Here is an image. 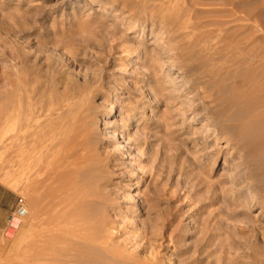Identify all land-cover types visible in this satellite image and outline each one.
Instances as JSON below:
<instances>
[{"label":"rangeland","instance_id":"374dc122","mask_svg":"<svg viewBox=\"0 0 264 264\" xmlns=\"http://www.w3.org/2000/svg\"><path fill=\"white\" fill-rule=\"evenodd\" d=\"M209 2L199 0L209 5L199 18L211 24L210 44L230 48L232 78L260 74L240 87L247 93L254 87L260 97L264 25L233 14L226 36L223 18L210 11L223 2ZM144 3L149 0H0V109L11 84L25 78L22 108L32 115L15 121L16 132L51 129L64 157L93 163L104 241L115 256L108 264H264V182L255 180L264 153H246L213 102L215 83L188 72L191 63L181 62ZM26 70L39 72L33 80ZM0 125L1 137L12 134ZM1 137L0 264H51L40 258L49 214L41 205L45 185L34 187L32 180L26 188L22 160L9 161ZM21 199L28 215L11 229Z\"/></svg>","mask_w":264,"mask_h":264},{"label":"bare ground","instance_id":"6f19581e","mask_svg":"<svg viewBox=\"0 0 264 264\" xmlns=\"http://www.w3.org/2000/svg\"><path fill=\"white\" fill-rule=\"evenodd\" d=\"M203 1L211 2L217 0H203ZM220 1L223 2V5L221 6L219 4L220 7L218 6L213 10L210 9V11L211 13H213V15L214 14L220 15L218 16V18L220 17L223 18L219 21L221 23V26L223 25L222 27L224 26L227 27L224 30L225 32L223 31L224 34L230 31L228 25L230 26L231 23L230 20L231 17H233V14L236 16L247 17L249 21H253V19L256 18L255 23H258L261 26V28L263 27L264 25V15L262 13V8L264 3L263 0H220ZM127 4L128 6L130 5L129 3ZM202 5L205 7L209 6L208 3L207 6L202 3L200 5L199 0H149V3L143 4L145 9L150 10V12L153 14L152 15L153 19L155 20V18H158L159 21H161L160 24H162L164 28L169 32L168 40L170 41L171 46L172 45L174 46V50L177 53L176 55L180 58L181 62H183L184 60V59L182 60V57H185V61L187 60L188 62L191 63V67L188 69V72L193 73V75L197 76L199 81L202 82L205 81L203 84H207L208 81H213L215 83L214 88H216L217 91L215 94L211 95V97L212 96L214 97L213 102L220 105L222 112L221 114H223L224 120L227 123H229L228 125L229 128H231L233 131H236L237 138L242 143V145L245 146L244 148L246 149V153L260 155L264 153V98H263L264 92L263 95L261 94L260 96L261 98H260L257 97L258 96L257 94L259 92L256 94L254 93L255 92L254 87H253L254 92L252 91L250 93H247L246 91L247 89L245 90L246 92L244 91L242 92L240 90V87H242L243 83H248L249 82L248 80L253 79V77L255 80L257 77H259L260 74L253 75V77H251L252 74L248 75L247 77H249L250 79L245 77V79H243L245 82L242 80V78L239 75H233V78L231 77V74L234 72L232 70L230 73V69H229L232 62L229 59V55L231 54L227 55L230 48L229 49L225 48L227 47L226 44L225 45L221 44L222 46L223 45L225 46L223 48L216 47L217 46L216 44H210L212 41H214L215 38H212L214 37L212 36V31H208L210 29L206 30V28H209L211 24L206 23V21L203 22L199 18L200 13H202V11L204 12V10L201 9ZM206 11L207 9L205 10V12ZM192 20H194L193 24L188 26L189 22ZM187 22L188 24H186ZM215 32L216 33L219 32L218 29L217 31L214 30V33ZM199 38L200 40H198ZM224 39L226 41L229 38L228 39L224 38ZM224 39H222V41ZM234 49H236V47ZM246 52L247 50L245 51V53ZM243 55L245 56V54ZM21 60H23L22 61L23 66L29 64L27 62L26 63L24 62L25 59H21ZM256 63L258 64V62ZM18 65L22 66L21 64ZM27 66L28 65H26V67ZM259 67L262 68L263 66L259 65L258 68L256 69L259 70L260 69ZM35 68L38 69L37 66ZM22 69H24L25 71V68L23 67L19 69V75L21 76L23 75V73H25V72L22 73ZM27 71L29 70H26V72ZM35 71L39 72L37 70ZM29 72H27L28 75ZM46 74L49 75V73ZM50 74L52 75V72H50ZM31 75H29V77H31ZM50 76L48 77L50 78ZM22 78L19 77L18 79L19 81L17 83H12L11 84L12 89L10 91H7L4 95L8 103L7 104L5 103L6 104L5 108L0 109V113L2 112L3 114L6 115L5 119L2 118L0 119V124H6L8 126L7 128L9 130L11 129L9 132L12 134L10 136L9 134H7L5 137L4 136L2 137L0 136V137L6 140L9 146V149H7L5 152L6 155L8 156V159L18 158L17 159L18 161L20 158L22 160L23 164L21 170L23 173V180L26 188H30L31 182H33L32 180H34L33 183L34 187L35 184L45 185V188L40 189L41 192L38 191L39 189L36 190V193L37 192L42 193V190H44L43 192L44 196L41 197H45V198L42 199L44 201H41L42 202L41 205L45 203L44 205H46V209L49 212L48 216L44 218L45 221H47L44 222L47 223L48 228L46 230L45 238H43L45 241L42 243L43 244L41 249L42 253L40 258L41 260L46 258L51 264H108V259L115 258V256H112L110 254L108 244L107 242L104 241V236H103L104 219L102 218L101 209L98 207V203H102L101 202L102 197L99 198L100 195L96 189L97 178L94 177L91 173L92 168H90V166L93 165V163L88 160L81 161L80 159H76L74 157H71L70 155H68L70 157H64L65 154L62 150V145L55 144L54 141H52L54 136L52 134L53 130L51 129L48 132L46 131L47 133H42L41 131L39 132L37 129L34 130L33 132H30L32 130L31 129L28 132L27 130L29 129H27V127H23V128H19V130L16 132V129H14L15 121L17 119L20 120L21 118H27L31 114V111L29 114L25 112V110L22 108L26 102L25 91H27L30 86L29 82L27 81L26 83L28 84H26L24 81L25 78L24 79ZM34 78L31 77V79L33 80ZM222 78L225 79L226 82H222L220 80ZM39 79L37 78V81ZM230 80L232 81V83L227 84V82L228 81L230 82ZM8 82L11 83L10 79ZM10 83L8 84L10 85ZM249 83H251V80ZM197 85H199V83ZM232 88L234 89L233 92H232L233 90ZM242 88H243L242 90L245 89L244 87ZM249 88L251 91L252 87ZM38 94H40V92ZM40 97L41 96L38 95V98ZM37 101H40V103L43 102V100L42 102L41 100H37ZM49 107H51V104ZM50 116L51 115H49V117ZM37 117L40 116L37 115ZM88 154L89 155H87V159H90L91 158L90 155L92 153L91 154L88 153ZM80 156L81 155H79V157ZM89 156L90 158H88ZM83 157L84 156L80 158L82 159ZM94 158H95L94 160L96 161L97 160L96 157ZM100 158L101 157H99V159ZM259 163H262L260 164L261 169L256 168L257 171L259 170V174L257 176L255 175L256 177L255 180L257 179L258 183H262L264 182V160L263 162L260 161ZM97 174L99 173H96V175ZM34 190L35 189L33 188V191ZM40 243L39 245H41ZM39 249L40 248H38V251ZM37 259L39 260L38 257Z\"/></svg>","mask_w":264,"mask_h":264},{"label":"built area","instance_id":"2783aa9c","mask_svg":"<svg viewBox=\"0 0 264 264\" xmlns=\"http://www.w3.org/2000/svg\"><path fill=\"white\" fill-rule=\"evenodd\" d=\"M27 215H28V210L26 204L24 200L21 199L19 200L15 212L11 217L10 228L13 229L18 227L22 223V221L27 217Z\"/></svg>","mask_w":264,"mask_h":264}]
</instances>
